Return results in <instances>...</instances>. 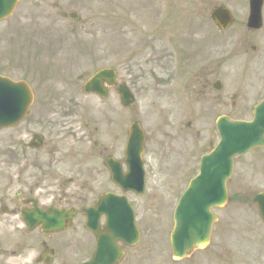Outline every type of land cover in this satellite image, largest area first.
I'll list each match as a JSON object with an SVG mask.
<instances>
[{"label":"rangeland","instance_id":"374dc122","mask_svg":"<svg viewBox=\"0 0 264 264\" xmlns=\"http://www.w3.org/2000/svg\"><path fill=\"white\" fill-rule=\"evenodd\" d=\"M220 5L236 18L227 32L210 18ZM72 13L78 21L69 19ZM248 16L249 0H21L14 16L0 24V74L28 81L37 105L25 122L0 133V160L13 148L19 154L39 132L37 116L71 114L68 130L78 153L68 178L75 196L89 193L85 203H76L80 208L113 190L103 162L80 154L96 142L94 154L123 159L129 127L138 121L147 138L148 185L133 201L143 237L122 264H264V227L253 205L264 191V149L236 159L230 201L215 211L219 222L208 248L176 263L169 240L174 208L198 171L199 155L210 140L218 141L217 117L244 116L231 108L233 96L239 107L264 97V27L249 32ZM103 68L117 71L135 94L134 105L123 109L115 89L107 100L83 92L86 80ZM215 80L223 92L212 88ZM194 145L198 152L189 156ZM71 238L77 236L56 237L57 264L80 259L68 254Z\"/></svg>","mask_w":264,"mask_h":264},{"label":"flooded vegetation","instance_id":"af4514ba","mask_svg":"<svg viewBox=\"0 0 264 264\" xmlns=\"http://www.w3.org/2000/svg\"><path fill=\"white\" fill-rule=\"evenodd\" d=\"M237 106L232 98L231 108ZM244 111L251 115V109ZM41 116H37L39 132L22 145L20 153L17 154L15 148L7 150L10 157L0 160V264H55L58 235L43 232V226L37 223L41 216L39 211L75 208L76 203H85L89 194L85 191L82 196H75L71 180L66 177L72 172L68 165L78 153L68 130L71 114L51 111L49 120ZM98 148L99 144L91 150L86 148L80 157L99 158L104 165L106 158L114 155L104 151L94 154ZM80 214L78 212L72 227L62 234L73 232L77 236L71 238L67 251L70 255H81L83 262L90 258L89 244L95 238L85 229L86 221ZM101 223L104 226V217ZM49 260L53 261L47 263Z\"/></svg>","mask_w":264,"mask_h":264},{"label":"water","instance_id":"95a60500","mask_svg":"<svg viewBox=\"0 0 264 264\" xmlns=\"http://www.w3.org/2000/svg\"><path fill=\"white\" fill-rule=\"evenodd\" d=\"M263 0H252V26L259 21L260 8ZM18 0H0V21L10 17ZM217 25L221 29L229 27L232 18L228 11L219 8L213 13ZM257 27V26H256ZM109 86L116 84L115 74L111 70L99 71L85 86L89 93H96L105 97ZM123 105L134 102V97L126 87L119 89ZM32 93L24 82L14 83L0 77V130L17 125L26 115L32 105ZM221 142L214 153L203 159L200 176L192 181L176 210V228L172 234L173 258L181 260L191 255L196 249L205 248L210 241L213 223L216 221L210 209L222 207L227 200L226 181L231 177L233 157L243 155L253 148L264 146V103L256 110V119L253 123L232 122L228 118H221L217 123ZM144 135L138 123L133 124L127 145V161L136 162L141 167ZM130 158V160H129ZM264 220V195L256 198ZM59 229L63 228L64 221L58 218ZM117 238L128 239L134 243L137 239L135 227L131 231L119 230ZM109 240L100 238L94 260L87 264H118L121 253L114 255L110 260L105 257V250L111 249Z\"/></svg>","mask_w":264,"mask_h":264}]
</instances>
